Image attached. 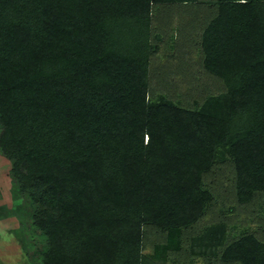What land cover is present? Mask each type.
I'll return each mask as SVG.
<instances>
[{"label": "trees", "instance_id": "16d2710c", "mask_svg": "<svg viewBox=\"0 0 264 264\" xmlns=\"http://www.w3.org/2000/svg\"><path fill=\"white\" fill-rule=\"evenodd\" d=\"M174 13L217 94L153 71ZM0 128L40 264H264L203 184L229 169L237 207L264 195V0H0Z\"/></svg>", "mask_w": 264, "mask_h": 264}, {"label": "rangeland", "instance_id": "374dc122", "mask_svg": "<svg viewBox=\"0 0 264 264\" xmlns=\"http://www.w3.org/2000/svg\"><path fill=\"white\" fill-rule=\"evenodd\" d=\"M178 13L170 14L172 16H169L170 19L168 20L171 23V28H164L167 30V34L162 31L159 33L163 41L160 44V52L153 59L152 69L158 72L159 69H163L161 66L169 68V71L176 76V78L173 77L175 85L172 83L173 88H171L176 90V93H178V90L181 91L178 87H186L192 82V85L194 83L196 86H201V89L204 85V87L210 88L211 93L217 94L222 91L221 88H218L221 83L217 78L213 76L206 78L205 75H202L203 73L198 65H193L188 61V66L187 61L178 60L180 55L179 43L180 46H186L183 50H190L189 41L192 35L186 34L187 28L180 21L187 19H184L185 17L179 18ZM155 34L158 35V32ZM156 37L153 36V39H156ZM173 40H176L177 43L172 49ZM183 40L184 42H182ZM197 51L196 48L191 54L194 52L193 56H198ZM187 68L190 69L189 74H192L191 77L185 72ZM158 89L156 87L155 91L164 93L165 89ZM179 97H182V95L176 96L177 99H180ZM11 169V162L0 154V264H40L41 254L46 248V243L42 233L33 226L32 205L27 200V195L25 193L17 194L15 191L16 184L14 185ZM232 180L233 175L229 169H219L204 176V186L209 188L215 195L212 200V207L209 209L210 212L213 211L217 215L223 213L231 217L230 223L227 225L228 239H237L248 232L262 231L264 233V195L259 196L255 205L248 208L237 207L230 188ZM209 216L211 214H207L198 226H203L204 221L207 218L209 219ZM195 229H192V232ZM151 238L152 236H149V240ZM148 251L145 249V252ZM197 263L202 262L197 261Z\"/></svg>", "mask_w": 264, "mask_h": 264}]
</instances>
